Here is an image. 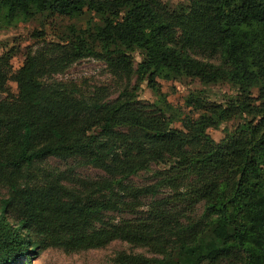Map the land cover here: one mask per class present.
I'll list each match as a JSON object with an SVG mask.
<instances>
[{
  "label": "trees",
  "instance_id": "trees-1",
  "mask_svg": "<svg viewBox=\"0 0 264 264\" xmlns=\"http://www.w3.org/2000/svg\"><path fill=\"white\" fill-rule=\"evenodd\" d=\"M187 1L0 0L1 26L70 21L12 71L0 54V264L113 240L151 256L119 250L111 264H264V0ZM84 56L120 81L113 97L52 78ZM158 76L198 81L183 97L194 115L166 101ZM141 81L151 102L137 99ZM226 122L213 140L207 128ZM48 157L103 175L68 178L40 166ZM150 164L165 169L133 184Z\"/></svg>",
  "mask_w": 264,
  "mask_h": 264
},
{
  "label": "rangeland",
  "instance_id": "rangeland-1",
  "mask_svg": "<svg viewBox=\"0 0 264 264\" xmlns=\"http://www.w3.org/2000/svg\"><path fill=\"white\" fill-rule=\"evenodd\" d=\"M168 7H174L176 4H187V0H160ZM43 23L42 25L39 24ZM70 21L66 17H53L43 21L28 20L26 22H17L14 25H0V54L5 51L10 52V69H16L22 62L25 52L38 49L47 42H56L57 33ZM53 79L63 82L68 87L78 89L82 93L90 92L93 88L107 86L109 97H113L120 81L113 76L105 64L94 57L84 56L72 62L61 73L52 75ZM160 90L165 94L166 101L172 106L179 108L184 113L194 115L193 111L183 103V97L188 91L199 87L196 79L177 77L171 80H164L160 76L156 77ZM133 77L130 79V84ZM7 92L15 93V83L9 79L6 81ZM107 91V90H106ZM229 91L226 85H215L210 87L213 95L216 93ZM5 92L0 93V98L4 97ZM213 95H210L213 97ZM255 95V90H252ZM154 95L146 86L145 81L139 83L137 90V99L142 102H151ZM234 122L222 123L217 129L207 128L210 137L217 141L222 136V128H231ZM172 126L180 128L178 122H173ZM40 166L55 171H64L68 178H86L93 179L103 175V172L97 167L78 163L76 159H60L58 157H48L40 163ZM165 169L164 165L150 164L148 171H142L132 175L129 179L133 184L142 185L155 180L154 170ZM167 192L168 189L160 190ZM124 250L126 252L142 253L151 256L141 247L131 246L122 241L113 240L100 248H89L80 251L66 252L60 248L47 247L44 249H35L30 264H111V258L115 252Z\"/></svg>",
  "mask_w": 264,
  "mask_h": 264
}]
</instances>
